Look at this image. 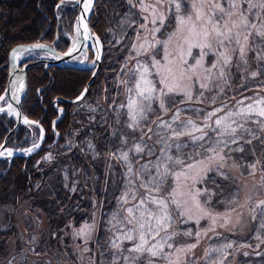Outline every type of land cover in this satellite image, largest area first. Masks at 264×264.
Here are the masks:
<instances>
[{"label": "snow or ice", "instance_id": "obj_1", "mask_svg": "<svg viewBox=\"0 0 264 264\" xmlns=\"http://www.w3.org/2000/svg\"><path fill=\"white\" fill-rule=\"evenodd\" d=\"M63 2L64 0H61V3ZM225 2L228 4L227 11L220 0H210V6L207 11L202 10L205 8L203 0L200 8H197L196 4L193 3L192 8L195 9V16L193 17L192 14L182 11L183 0H156V5L153 6H146L144 0H139L142 11L147 12L149 7H151L153 18L150 23L154 26L151 30L153 34L161 32V29L166 27L165 21L167 17L163 13L159 15L156 13L158 6L167 4L168 10L176 18L177 31L188 33L182 39L187 44V56H191L195 63L193 65L188 64L183 45H181L178 61H173L168 59L170 54L167 51V41L157 40L147 47L141 44V50L137 51L136 56L143 57L148 62L142 63L138 59L136 67L128 74V79L121 81L126 86V92L129 94L127 104L120 105L121 108H126L127 110L126 114L129 117L127 127L129 129L135 131L140 128L141 122H147L149 113L155 114L157 109L153 108L154 102L158 104V109L164 113L167 111L165 98L170 103H175L172 97L178 93H183L184 96V100L181 103H184V101L195 102L189 85L184 82L191 81L193 76L199 80L200 76L197 70H202L205 73L203 77L205 82L199 84V90L210 91L209 83L212 82L216 84L219 95V93L225 91V88L230 87L228 79L231 72L233 54L237 51L239 52L237 67L245 68V70H247L246 66L248 63L247 52L253 50V48L256 49V59L264 61V49L255 44L257 38L264 42V0H225ZM128 3L132 7L136 6L132 3V0H128ZM243 5H246V7ZM90 6L91 0H85L83 10L87 12ZM144 20L147 22L148 16H145ZM157 24H159V27H155ZM140 27L146 28L147 24H141ZM241 29L244 30L243 33ZM190 38L195 39L196 42L192 43ZM169 40H171V36H169ZM97 43H99L98 38ZM157 45L165 52L164 60L166 63L164 64L156 60L155 55H144L148 53L149 48L156 49L158 53L160 48H157ZM44 47L43 44H34L30 48L21 47L13 49L12 55L13 57H19L31 52L32 49ZM132 47L135 49L136 45L133 44ZM194 47L199 50L197 53L199 59L193 56L192 49ZM71 51L73 50H70L65 55H70ZM210 53L214 54L216 59L211 64V67L204 68L202 61ZM99 58L97 56V59ZM152 71H155L156 75L160 77L158 80L149 79ZM95 75L96 73H93V76ZM250 75L252 78L264 75V64L259 65L258 71H252ZM129 84H132V86L128 87ZM261 84L264 85V81ZM22 88L23 83L21 82L20 89ZM88 91L89 89L85 88L80 96L77 97V100H83L85 93ZM201 97H204L203 91H199V96L195 100H200ZM3 99L4 97L0 96V100ZM13 99L18 100V97L13 95ZM204 99L207 98L204 97ZM222 99L225 102L221 107H217L212 111H204L200 108L191 109L197 115H203L201 123H197L191 118L182 120L180 114L185 109L180 107L175 110L171 121L158 117L156 121L151 122L157 125V132L153 133V129L149 127L147 132L141 136L140 141L130 147L128 151L121 150L127 144V140L123 138L126 134L119 133L121 136L120 147L111 153V158L117 160L126 168L124 173L126 179L124 181L125 189L116 200L118 209L107 222L109 230H114L113 236L109 241L110 247L115 250L113 264H115L116 259L120 258L123 250L129 253L128 256L123 257L124 264H135L141 255L145 253L148 254L149 258L162 257L169 264H173V257H175L174 264H182L177 253L181 251L191 252L196 247V244L199 243L201 231L198 230L195 233L196 244L188 245L183 249L174 247L171 241L177 233H169V228L174 220L173 212L175 213V218H184L183 223L195 219L198 225L200 219L207 218L210 221V225L203 231L205 236L209 232L219 235V233H216L217 225L222 228H228L230 213L213 214L201 208L198 198L201 195L210 197L211 193L206 189H197L196 184L198 182L203 183L209 172L224 176L222 170L231 155L235 152L243 153L245 145H251L253 139H259L255 135V131L250 127H246V125L251 122L256 124L258 128L264 129V97H260L258 93L255 98L244 97V99L237 101V105H240V107H237L236 110L228 109L227 111H225L227 107L226 98ZM244 100H251L252 102L244 105ZM216 102L217 97H212V103ZM86 107L94 111L90 105H86ZM9 110L15 112L11 105H9ZM0 111H3V109L0 108ZM23 122L25 124L36 123L27 118H24ZM160 132L165 134L161 135ZM147 133H153L156 136L155 144L148 145L147 140H151L152 135H147ZM113 135H118V133L114 132ZM145 135H147V140L144 138ZM246 135L247 139H245ZM181 137H187L191 142L190 145L182 141ZM260 142L264 143V140H260ZM85 143L89 152L94 151L95 146L90 141ZM156 145H159L160 148L158 155H155V159L148 160L141 164L139 168L134 169L129 153L134 152L151 157L155 154ZM189 146L193 150L196 148L201 149L196 155L202 157V159L196 163H186L185 159L181 157L191 160V156L184 151ZM37 147L39 145L34 143L26 151L33 152ZM69 147H71V143ZM0 149H3V145H0ZM173 150H175L176 155L171 154ZM96 155H99V153H96ZM3 156H13L12 149L0 150V157ZM45 159H51V156H46ZM257 163L259 161L249 165L252 170L251 174H255ZM177 168L180 170L177 171ZM170 176L178 185L181 177H183L185 187L188 188L192 201L195 202L196 207L201 211L200 216L194 217L184 210V204L187 201L182 202L177 198L176 188H172V191L167 196L160 195L164 190L165 182ZM224 178L227 179L226 176ZM189 181L190 183H188ZM65 186L67 187V185ZM139 189H144V194L137 199ZM70 190L76 191L74 187ZM180 195H183V193ZM130 200L135 203L125 207L129 205ZM121 210L126 215L121 216ZM252 213V218L259 220L256 236V239L259 240V233L264 231V200L256 203ZM94 230L95 222L82 226L75 235L91 238V233ZM161 233H164V235H161ZM182 235L192 236L193 233L189 229L183 232ZM32 241H35L34 236ZM123 241H132V247L122 249ZM232 247L233 245L228 243L218 248H209L206 250L203 259L206 264H224V260L227 258L225 249ZM240 247L244 246L241 245ZM166 248L172 251H165ZM213 254L223 258L214 259ZM7 264H12V261H8ZM187 264H193V261L188 260Z\"/></svg>", "mask_w": 264, "mask_h": 264}, {"label": "rangeland", "instance_id": "obj_2", "mask_svg": "<svg viewBox=\"0 0 264 264\" xmlns=\"http://www.w3.org/2000/svg\"><path fill=\"white\" fill-rule=\"evenodd\" d=\"M202 0H183V8L182 11L184 13H190L195 16V9L192 8L193 3L196 4L197 8H200ZM221 4L224 8L228 9V4L225 0H220ZM132 3L136 5L132 9V13L126 18H122L123 25L126 26L124 28V33H118L119 38L117 40L118 44L114 47H118L117 49L110 50V62L114 64L115 69L111 70V74L115 75L113 80L115 86V94L111 99L110 104H107L109 110L116 111L117 114L123 113L124 116L127 117L124 119L125 125L129 122V117L126 114V108H121V104H127L128 93L126 92V86L121 83V81L128 79V74L132 69H134L137 65V60H141L142 63H147L148 61L143 57H137V51H140L141 44H144L146 47L149 44L155 43V41H167L168 42V53L170 54L168 59L173 61H178V56L181 51V45H183V51L185 54V58L188 61L189 65H193L195 61L191 56H187V44L184 43L182 37L188 35L187 32H178L177 31V22L176 18L172 15V13L168 10L167 4L163 6H158L157 15L163 13L167 20L165 21L166 27L161 29V32H156L153 34L151 31L153 29V25L150 23L153 18L151 7L147 12L142 11L139 5V0H132ZM205 4V8L202 9L204 11L208 10L210 6V0H203ZM144 4L146 6L156 5V0H144ZM246 7V5H243ZM73 7V3L67 1V3L63 4V7L57 12V15L60 17L62 15L63 8ZM255 11V10H254ZM148 16V21L144 20V17ZM233 19H235L233 17ZM141 24H147L146 28H141ZM76 23L72 26V31H74ZM65 34L69 37H73V32H68V26L66 23L63 24ZM132 27L133 31H128V28ZM155 27H159L157 24ZM243 29L241 32L243 33ZM131 34L127 37V34ZM174 34V35H173ZM169 36H171V40H169ZM139 37V38H138ZM101 39V38H100ZM124 41V44H121ZM192 43H195V39L190 38ZM243 42V41H242ZM102 43V40H101ZM251 43V38H250ZM135 44L136 48L134 49L132 45ZM256 45H259L260 48L264 49V42H262L259 38L255 41ZM121 45V46H120ZM103 51H104V43H102ZM157 48H160L157 45ZM197 48L192 49L193 56H196L199 59ZM104 54V52H103ZM40 55V54H36ZM145 56L155 55V59L160 61L161 64L166 63L164 60L165 52L162 48H160L159 52H156V49L149 48L148 53L144 54ZM33 56V55H31ZM95 54L93 50L87 51V53L83 54L80 57V65L81 66H93V61ZM239 57V52L237 51L233 54L232 57V67L231 72L228 79V84L230 87L225 88L223 93H219L215 83L210 82L209 90H199V84L205 82L203 77L205 73L202 70H197L200 79L197 80L195 76H193L191 81H185L184 83L188 84L195 102L181 101L184 100L183 93H178L172 97L175 103H170L167 98H165V106L167 108L166 113L161 112L158 109V104L153 103V108L157 109L155 114L149 113L147 122H141L140 128H138V133L134 134L131 142L128 146L123 147L121 150L128 151V149L134 146L137 142L140 141L141 136L147 132V129L151 127L153 129V133L157 132V125L155 123H151L152 121H156L158 117L163 118L165 120L171 121L172 115L175 110L180 107L185 110L181 112V119L191 118L197 123H201L203 121V115H197L191 109L200 108L204 111H212L217 107H221V105L225 102L222 98H226L227 107L225 111L228 109L236 110L237 101L244 99V97L255 98L257 93L260 97H264V85L261 84L264 81V75L258 76L257 78H252L250 73L252 71H258V66L264 64V61H259L256 59V49L247 52V70L245 68L237 67V60ZM119 58L122 60L116 61ZM25 59V58H23ZM216 56L214 54H209L204 57L202 63L204 68L211 67V64L215 61ZM91 71H94V68H90ZM115 70V71H114ZM91 72V73H92ZM191 75V73H189ZM160 77L156 75L155 71H152V75L149 79L153 81L158 80ZM132 84H129L128 87H131ZM159 87V85H157ZM199 91H203L204 97H201L200 100H195L196 97L199 96ZM100 91H97L95 101L87 100L81 102L83 109L87 113H95L100 108ZM212 97H217V102L212 103ZM81 101V100H80ZM202 101V102H201ZM5 102V101H3ZM252 102L251 100H244V105ZM86 105H90L94 111L90 110ZM100 110V109H99ZM105 115L108 111L104 109ZM102 110V112H103ZM110 110V111H111ZM153 115V116H152ZM220 115V114H218ZM87 118V117H86ZM107 119V118H105ZM114 120H116L114 118ZM91 121L94 124H98V122L91 118ZM79 122L83 123V119L79 118ZM111 123L110 131H105L109 135L114 132L118 128L127 129L125 125L116 123ZM100 126V122L98 124ZM120 125H122L120 127ZM119 126V127H118ZM246 127H250L255 131V135H261L262 140H264V129L258 128L256 124L249 122ZM31 134V140L29 141L31 144L26 147L25 150L31 148L33 144L37 143V139L39 136V132L33 130ZM104 132V131H103ZM94 146H97V142L99 140L96 137L100 134V132L95 131ZM153 133H147V135H152L151 140H147V135H145V139L149 146L155 144L156 136ZM60 134V132H58ZM57 134V135H58ZM66 141L69 144V137L79 134V129L74 127V130L70 132H66ZM102 134V133H101ZM100 134V135H101ZM161 135L165 134L160 132ZM247 135L245 139H247ZM181 140L190 145V141L187 137H181ZM159 145H156L154 156H146L141 154H136L134 152L129 153V157L132 160L133 168H139V166L148 160L155 159V155L159 153ZM185 153L191 156V160H188L186 157H181L185 159L186 163H196L198 160L202 159V157L197 156L196 153H199L201 149L196 148L195 150L192 147H186L184 149ZM264 143H262L261 147L257 150L255 146L245 149L243 153L235 152L231 155V158L228 160V163L225 165V168L222 170L224 172V176L227 179L219 180L223 182L227 181V187L220 193H216V191L208 186L205 183H197V189H206L211 196L201 195L199 199V203L201 208L205 211H209L213 214H226L230 213V223L228 228H222L217 225L216 235L212 232H209L207 236L203 235V231L206 230L210 221L207 218L200 219L199 224H196L195 219L189 220L187 223H183L184 218H175V213L173 212L174 220L169 228V233L176 232L177 235L171 241L174 247H180L181 249L185 248L188 245L196 244V236L195 233L199 230L201 231V237L199 243L196 244V247L191 250V252L181 251L177 253L180 257L182 264H187L188 260H192L193 264H206L203 259L205 256L206 250L209 248H218L222 245L231 243L233 245L232 248L225 249V255L227 258L224 260V264H254L253 259L256 257L263 258L264 257V231L259 233L260 239L257 240V229L259 227V220H254L252 218V209L255 207L256 203L260 200H264ZM52 152H41V156L39 160L45 159L46 156H52ZM172 155H176L175 150L171 153ZM106 160L109 161L108 164L104 162V172H106L103 186V196L97 197L93 192L95 190V183L91 182L90 186L86 187L82 203L84 202L83 209L77 207L80 213V222L76 223L75 220H69L68 217L62 215H58L59 218H52L51 227L48 225L47 213L40 209V214L36 215V209L30 210L28 212H22L19 210L17 214V220L15 224L17 225L19 231V236L11 238L8 247H7V255L5 257L6 261H19V259L24 258L28 262L27 264H113L114 260V249L109 250V255L105 256V252L103 247L98 244L97 234L99 230L102 228L100 225L102 216L105 218V228L107 236V244L110 246L109 241L113 236V231L109 230L108 220L111 215L117 211L118 205L116 203L117 198L121 195L122 191L125 189L124 181L126 179L124 173L126 172V168L122 166L117 160L111 158V153L107 155ZM257 163L255 174H251L252 170L249 165ZM177 171L180 169L177 168ZM91 172V171H90ZM209 172L208 175H210ZM190 175V173H189ZM207 175V176H208ZM206 176V177H207ZM223 176V177H224ZM206 179V178H205ZM80 178L75 177L74 183L79 184ZM51 183V181H50ZM190 183V181L188 182ZM172 188L177 189V198L179 200L187 201L184 204V210H186L189 214L194 217H198L201 215L200 209H198L195 205V202L192 201L191 196L189 195L188 188L185 187V181L183 177H181L179 185L177 182L170 176L169 179L164 184V190L160 193L162 196H167L169 192L172 191ZM47 189H50L49 187ZM183 193V195H180ZM144 189L138 190V197L143 196ZM92 195V196H91ZM207 201V203H205ZM134 201L130 200L129 205L131 206ZM25 205V204H22ZM234 209V211H233ZM106 214V217H105ZM121 216L126 215V213L121 210ZM49 222V221H48ZM95 222V230L91 233V238L87 236H77L75 233L81 229L82 226L86 224H92ZM26 225L28 228H26ZM234 226V227H233ZM191 229L193 235L192 236H184L183 232ZM164 235V233H161ZM35 237V241H32V237ZM21 244L23 250L17 251L16 248ZM133 245L132 241H123L122 249L131 248ZM244 247H240V246ZM259 245V246H257ZM87 249V251H85ZM108 250V249H106ZM165 251L171 252L170 249H165ZM20 252V253H19ZM17 253V254H16ZM247 253V255H245ZM129 253L126 250H123L120 254V258L115 260V264H124L123 257L128 256ZM240 257L242 260H237L236 257ZM213 258L217 257L216 254H213ZM175 262V257H173V264ZM135 264H169L168 261L164 260L162 257H151L149 258L148 254H142L140 259L135 262Z\"/></svg>", "mask_w": 264, "mask_h": 264}, {"label": "trees", "instance_id": "obj_3", "mask_svg": "<svg viewBox=\"0 0 264 264\" xmlns=\"http://www.w3.org/2000/svg\"><path fill=\"white\" fill-rule=\"evenodd\" d=\"M60 0H0V95L3 93L8 82L7 56L12 46L22 42H33V40H47L55 42L58 49L64 51L69 44V38L65 34L63 24L68 26V32H72V26L77 14L76 7L63 8L59 18V36L56 35L57 15L55 4ZM94 13L89 22L95 32H97L104 43V57L98 70L97 77L89 85V91L84 99L78 103L59 101L65 109V113L56 124L60 131L58 140L51 146H44L31 157L16 156L9 163L7 160H0V257L6 253V246L10 237H18L19 231L15 224L17 214L20 211L28 212L36 209V215L40 214V209L47 213V223L51 227L52 218H59L64 215L69 220L80 222V213L77 207L83 209V196L87 186L95 183L94 194L102 197L104 179V162L108 154L113 153L120 147L121 136L129 145L134 134L124 123L127 117L121 113L110 110V104L115 94L114 76L111 70L115 69L110 61L109 51L117 49L119 44L118 33H124L122 18L126 19L132 13V6L128 0H96ZM138 1V0H137ZM133 14V13H132ZM123 29V30H122ZM122 30V32H121ZM134 32L129 27L127 32ZM131 35L127 34V37ZM125 43L124 41H122ZM118 44V47H114ZM121 46V45H120ZM122 59L119 58V61ZM52 81L48 84L49 72L43 67L42 61H36L27 69L28 92L24 96L21 108L32 118H40L47 131L45 144L48 145L54 137L52 119L57 116V109L53 106L56 96L74 98L83 90L84 85L91 75L90 68L73 66H53L49 68ZM115 71V70H114ZM42 86L38 92V87ZM97 91H100V110L95 113H87L83 109L81 102L95 101ZM104 109L108 112L104 114ZM103 110V112H102ZM153 116V115H152ZM87 117V118H86ZM83 119V123L78 121ZM91 118L98 124H94ZM107 118V119H105ZM114 118L116 120H114ZM149 119H147L148 121ZM125 125L127 129L118 128V135H109L105 131H110L111 123ZM13 122L6 116L0 117V142L5 137L9 125ZM120 125V127L122 126ZM79 129V134L70 136L69 144L66 141V132H72L74 127ZM119 127V126H118ZM19 129L8 139V144H26L27 138H23L24 132ZM95 131L100 132L96 137L97 146L94 151L89 152L86 141L94 144ZM104 131V132H103ZM259 139H253L251 145H245V149L255 146L257 150L261 147L263 137L256 135ZM30 141V140H29ZM122 147V148H123ZM52 152L51 159H41V152ZM264 152V151H263ZM99 153V155H96ZM91 171V172H90ZM67 177V179H65ZM79 177V184L74 183V178ZM218 173H210L205 179L208 188L212 187L216 193H220L227 187V181ZM222 180V181H219ZM51 181V183H50ZM39 185V187H37ZM67 185V187L65 186ZM50 189H47V188ZM75 188L76 191L70 189ZM92 196V195H91ZM25 204V205H22ZM106 217V214H105ZM49 221V222H48ZM100 225L102 228L97 234V241L104 249L105 256L109 255L111 247L107 244L105 218L102 216ZM26 228L28 226L26 225ZM52 228V227H51ZM108 249V250H106ZM237 260H242L236 257ZM254 264H264V257L253 259ZM20 264H26L21 262ZM239 264V263H237Z\"/></svg>", "mask_w": 264, "mask_h": 264}, {"label": "bare ground", "instance_id": "obj_4", "mask_svg": "<svg viewBox=\"0 0 264 264\" xmlns=\"http://www.w3.org/2000/svg\"><path fill=\"white\" fill-rule=\"evenodd\" d=\"M67 1H69V2H71V3H73V7L75 6L76 7V9H78V4L75 2V0H64V2L63 3H61V0L60 1H58V3H56L55 4V13H56V15H57V12L63 7V4H65V3H67ZM96 5V4H95ZM94 9H95V7H94ZM94 9H93V13H94ZM133 9V8H132ZM77 12V11H76ZM78 13V12H77ZM93 15V14H92ZM91 15V16H92ZM59 16L57 15V28H56V35H57V37L59 36V34H58V31H59ZM91 18V17H90ZM90 20V19H89ZM76 23V25H75V28H76V26H77V14H76V18H75V21H74V24ZM91 25V24H90ZM75 28H74V31H72L73 32V37H69L68 35V38H69V44L67 45V47H66V49L64 50V51H62V50H60V51H62V52H65V51H69L70 49L72 50L73 48H75L77 45H78V42H79V39H80V35L79 34H75L74 32H75ZM93 28V27H92ZM97 33V32H96ZM99 35V34H98ZM100 37V36H99ZM42 42V41H46V42H49V41H47V40H41V39H39V40H33V42H22V43H34V42ZM22 43H19V44H22ZM49 43H52L53 45H56V43L55 42H49ZM103 43V42H102ZM19 44H15V45H13L12 46V48L14 47V46H16V45H19ZM91 44H92V46H91V48L89 49L90 51L91 50H93V52H94V54L96 55L97 54V52H98V45H97V43H94V42H91ZM121 44H124L123 42L121 43ZM56 47H57V45H56ZM99 47H100V44H99ZM58 48V47H57ZM88 50V51H89ZM10 52V51H9ZM104 52V51H103ZM87 53V52H86ZM9 54V53H8ZM36 54H40V55H36ZM85 54V53H84ZM103 54V53H102ZM31 55H33V56H31ZM81 56H83V54L81 55ZM81 56H78V57H76V59H73V60H70V64L71 65H69V64H66V65H68V66H73V67H77V66H79V67H82V68H87L88 67V65L87 66H81L79 63H80V57ZM51 57H54V54L53 53H51V52H49V51H47V50H33V51H31V52H28V53H25L24 55H21V56H19V57H14V62H15V64H17V66L19 65V67H22L23 66V64H25V63H29V66H27L26 67V79H27V69H28V67H30L32 64H34V62H36V61H42L43 62V67H45V59L47 58H51ZM95 57V56H94ZM103 57H104V54H103ZM7 58H8V56H7ZM23 58H25V59H23ZM8 60H9V58H8ZM8 60H7V69H8V82H7V84H6V86H5V89H4V91H3V93L0 95V96H3L4 97V99L3 100H0V108H3V106H6L7 104H8V94H7V87H8V85H9V83H10V78H9V72H10V69H9V65H8ZM102 60H103V58H102ZM102 62V61H101ZM59 64H61V63H59ZM101 64V63H100ZM55 65H57V64H55ZM55 65H49V66H47V67H45L47 70H48V72H49V80H48V84H50L51 83V81H52V75H51V72L49 71V68L50 67H53V66H55ZM65 64H61V65H57V66H66ZM101 66V65H100ZM88 68H91V67H88ZM100 68V67H99ZM99 70V69H98ZM15 72L17 73V71L16 70H14L13 71V75H15ZM98 73V72H97ZM92 74V73H91ZM97 75V74H96ZM95 75V78L97 77ZM18 77V76H17ZM91 78V75H90V77H89V79ZM94 78V79H95ZM88 79V80H89ZM93 79V80H94ZM92 80V81H93ZM92 81L90 82V84L92 83ZM88 82V81H87ZM86 82V83H87ZM89 84V85H90ZM86 85V84H85ZM85 85H84V88H83V90L86 88L85 87ZM89 85H88V87H89ZM20 87V86H19ZM16 88L15 89V93H16V95L17 94H21V92L20 93H18L17 91H20V88ZM41 88H42V86H40V87H38V92L41 90ZM90 88V87H89ZM88 88V89H89ZM27 89H28V79H27ZM29 90V89H28ZM28 90H27V92H28ZM82 90V91H83ZM81 91V92H82ZM27 92H26V94H27ZM80 92V93H81ZM79 93V94H80ZM26 94H24V96L26 95ZM78 94V95H79ZM87 94V93H86ZM85 94V95H86ZM18 96H20V95H18ZM76 97H78V96H76ZM76 97H74V98H76ZM24 98V97H23ZM23 98L21 99L22 101H23ZM67 99H73V98H65V97H62V96H56L55 98H54V100H53V106L57 109V116L56 117H54L53 119H52V127H53V131H54V137H53V139H52V141L50 142V143H48V145L47 144H45L46 142H45V140H46V134H47V131H46V129H45V126H44V124L42 123V121L40 120V118H32V117H30L26 112H24L23 110H22V108H21V103H22V101H21V103H20V108H21V111H23V113H24V115H26V117L27 118H30V119H33L34 121H36V120H38L39 121V123L38 122H36V123H33V124H22V123H19V125H18V127L15 129V131H13L8 137H7V139H6V144H7V149H12V151H13V156H11V157H7V156H3V157H0V160H7L9 163L12 161V159L13 158H15L16 156H22V157H25V158H27V157H31L33 154H36L37 153V151H40L44 146H51L52 144H54L57 140H58V138H59V136H60V134H58V132H60L57 128H56V124L58 123V121H59V119H61L62 118V116L64 115V113H65V109H64V107L62 106V105H60L59 104V101H65V102H70V103H78L79 101H69V100H67ZM3 101H5V102H3ZM62 110V111H61ZM14 115H17L15 112L12 114V116H8L7 114H4V115H0V117H4V116H6L7 118H9L13 123L11 124V125H9V127H8V130H7V132H6V135H5V137L8 135V132L15 126V118H14ZM19 129H21L23 132H24V136H22L24 139L25 138H27L28 139V142L26 143V144H20V143H16V145H11V144H8V139H9V137L10 136H12L13 134H15V132L16 131H18ZM20 130V131H21ZM33 130H35L36 132L38 131L39 132V136H38V139H37V145H39V147H37L36 148V152H33V153H31V152H27L25 149H26V147L27 146H29L31 143L29 142V140H31V134L33 133L32 131ZM42 130L44 131V134H43V136H42V139H41V141H40V137H41V134H42ZM58 134V135H57ZM5 137L2 139V141L0 142V144L3 142V140L5 139ZM16 149H18L19 151H17ZM20 152V153H19ZM51 152V151H50ZM52 154V153H51ZM41 156V155H40ZM11 238H14V237H10L9 239H8V243H9V241H10V239ZM8 243H7V246H6V249H7V247H8ZM16 250L17 251H22L23 250V247H22V245L21 244H19L18 245V247L16 248ZM7 250H6V253L2 256V257H0V264H7V262L8 261H6L5 260V257H6V255H7ZM20 253V252H19ZM17 254V253H16ZM21 262H25L26 264L28 263L26 260H25V257L24 258H21V259H19V261H13L12 260V264H20Z\"/></svg>", "mask_w": 264, "mask_h": 264}, {"label": "water", "instance_id": "obj_5", "mask_svg": "<svg viewBox=\"0 0 264 264\" xmlns=\"http://www.w3.org/2000/svg\"><path fill=\"white\" fill-rule=\"evenodd\" d=\"M75 2L78 4V9H77V26L75 28V34H79L80 35V39H79V42H78V45L73 48L71 51V54L70 55H65L66 53H69V51H65V52H62L60 51L56 45H53L52 43H49V42H46V41H42V42H34L33 44L32 43H22V44H19V45H16L14 46L9 54H8V65H9V69H10V72H9V78L11 79L10 80V83L7 87V94H8V104L6 106H3V111H0V115H4V114H7L8 116H12V114L14 112H11L9 110V105L12 106V108L15 109V113L17 115H14V118H15V126L8 132V135L5 137V139L3 140V142L0 144V145H3V149H0V150H5L7 149V144H6V139L7 137L13 132L15 131V129L18 127L19 123H22V124H25L23 121H24V118H27L26 115H24L23 111H21V108H20V103H21V99L24 97V94H26L27 92V79H26V67L29 66V63H25L23 64L22 67H19V65L17 66V64H15L14 62V57L12 55V52H13V49H19L21 47L23 48H30L32 45L34 44H43L45 47L44 48H35V49H32L33 50H47L51 53L54 54V57H51V58H46L45 59V67L49 66V65H61V64H70V60H73V59H76V57L78 56H81L82 54L86 53L92 46L91 42H94V43H97V38L99 40V43H97L98 45V52L97 54L95 55V58H94V61L95 63H93V66H88V67H93L94 68V71L92 72L91 74V78L88 80V82L86 83L85 87L86 88H89L88 85L90 84V82L95 78V76H93V73H96L98 72V69L100 67V63L102 61V58H103V46H102V43H101V39L98 35V33L95 32V30L92 28V26L90 25V22H89V19L91 17V15L93 14V9L95 7V4H96V0H91V6L89 8V10L87 12H85L83 9H84V3H85V0H75ZM86 26V27H85ZM99 44H100V47H99ZM97 56H99L100 58L97 59ZM61 63V64H59ZM16 70L17 73L15 72V75H13V71ZM18 76V77H17ZM15 82V83H14ZM21 82L23 83V88L20 89V91H17L18 93L21 92V94H17L15 93V89L18 88L20 85H21ZM20 88V87H19ZM83 92V91H82ZM81 94V93H80ZM80 94L78 96H80ZM86 94V93H85ZM13 95L17 96L18 97V100L16 99H13ZM20 95V96H18ZM85 96V95H84ZM69 101H78L77 100V97L76 98H73V99H67ZM28 120L30 121H34L33 119H30V118H27ZM34 122H38V120L34 121ZM44 134V131L42 130V134H41V137H40V141L42 139V136ZM17 151H19L18 149H16ZM37 150L35 149V151L33 152H36ZM31 152V153H33ZM20 153V152H19Z\"/></svg>", "mask_w": 264, "mask_h": 264}]
</instances>
